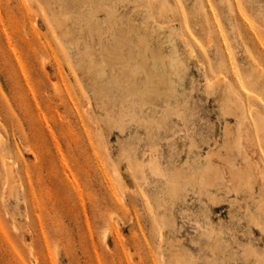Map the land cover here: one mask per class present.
Here are the masks:
<instances>
[{
	"label": "rangeland",
	"instance_id": "374dc122",
	"mask_svg": "<svg viewBox=\"0 0 264 264\" xmlns=\"http://www.w3.org/2000/svg\"><path fill=\"white\" fill-rule=\"evenodd\" d=\"M153 1L0 0V264H264V0Z\"/></svg>",
	"mask_w": 264,
	"mask_h": 264
},
{
	"label": "bare ground",
	"instance_id": "6f19581e",
	"mask_svg": "<svg viewBox=\"0 0 264 264\" xmlns=\"http://www.w3.org/2000/svg\"><path fill=\"white\" fill-rule=\"evenodd\" d=\"M153 2H154L153 0H101V4L100 5H101L102 9L104 10V12L106 14L105 26H106L107 34L109 35V37L111 36L114 39H116L117 32H118V30L121 29L120 28L121 25H123L122 16L120 15L119 10H120L121 7H126L127 4H131L133 9L136 10L137 12H139L142 15V17H143L141 23H142L143 30L146 31L147 35H144L142 37H145L146 39L147 38H152V33H153V35H154V33H157L156 35H158V37L164 36L165 40L170 42L172 40V36L171 35H166L165 29L161 25L162 24L161 22H160L161 24H159V25H161V27L157 26L156 15H154L156 20H154V18L152 17L151 10L154 8ZM197 10H193L194 12H192V13H195ZM157 21H160V20L158 19ZM128 25H131V24L128 23ZM130 27L134 28L135 26H130ZM135 29H136V27H135ZM150 30H152L151 31L152 33L150 32ZM129 39L130 38L128 36H124V37H119L118 41H119V43H123V42L129 41ZM171 67H172V65H171ZM228 102H229V99L225 103L228 104ZM238 105H239V107L243 108V103H241V104L238 103ZM242 108H241V110H242ZM139 170H141V169H139ZM9 171H10V173L7 174V179H6L7 183H6V185L11 187V185L14 182L13 175H11V174H13L12 173V166L8 167L7 172H9ZM115 171L117 172V170H115ZM231 171H232V169H231ZM117 175H120V174H117ZM229 176H230V174H229ZM117 178H118L117 181L119 182L118 184L121 183V185H122L123 184L122 181H121L122 179L120 180V178L118 176L116 177V179ZM192 179H193L194 182L197 183L198 186L205 187V188L207 186H215L216 184H218L216 176L213 173V168H211V167H205V169L202 172L193 173ZM232 179L235 180V175L234 174H233V178ZM10 180H12L11 181L12 182L11 185H10V183H11ZM240 180L241 179H239V181Z\"/></svg>",
	"mask_w": 264,
	"mask_h": 264
}]
</instances>
